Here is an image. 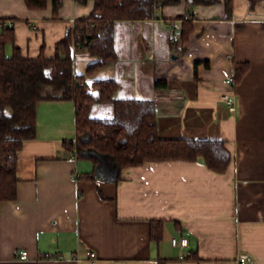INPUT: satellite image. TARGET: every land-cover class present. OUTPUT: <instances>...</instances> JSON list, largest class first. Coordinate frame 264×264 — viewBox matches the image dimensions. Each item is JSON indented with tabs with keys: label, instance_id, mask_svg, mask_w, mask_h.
I'll list each match as a JSON object with an SVG mask.
<instances>
[{
	"label": "crops",
	"instance_id": "crops-1",
	"mask_svg": "<svg viewBox=\"0 0 264 264\" xmlns=\"http://www.w3.org/2000/svg\"><path fill=\"white\" fill-rule=\"evenodd\" d=\"M93 8L94 0H62L54 14L51 0L41 9L0 0V18L13 23L23 56L43 50L51 57L68 27ZM194 12L186 42L184 3L116 22L118 59L98 76L118 82L117 97L155 99L161 137L222 139L232 154L228 169L214 171L199 157L146 161L118 174L111 159L97 165L63 144L76 139L73 100H40L36 137L18 153L17 196L0 201V264H240L243 252L250 264H264V8L234 0L228 16L218 0ZM87 55L77 54L78 72L92 60ZM235 62L249 69L230 111L221 96ZM156 79L166 86L155 87ZM154 219L164 224L157 242ZM23 249L27 258L19 257Z\"/></svg>",
	"mask_w": 264,
	"mask_h": 264
},
{
	"label": "trees",
	"instance_id": "trees-1",
	"mask_svg": "<svg viewBox=\"0 0 264 264\" xmlns=\"http://www.w3.org/2000/svg\"><path fill=\"white\" fill-rule=\"evenodd\" d=\"M85 2L86 0H79ZM218 0H94L89 16L75 20L66 35L56 44L55 54L47 57L43 50L37 57H25L15 45L12 26L0 18V201L17 196L18 153L25 140L36 137L37 102L40 100H73L76 111V139L63 144L78 156H87L101 164L111 159L118 174L123 167L146 161L196 160L225 172L232 154L222 139L179 136L164 138L158 132V104L151 98L117 97L118 82L98 76L99 71L118 59L114 27L118 21L147 20L156 16L158 7L184 3L180 40L186 42L193 31L194 7ZM29 8H45L49 0H25ZM226 15H231L234 0H224ZM253 10L264 0H248ZM54 14L62 0H51ZM92 23L94 25L92 26ZM91 31V32H90ZM78 52L95 57L82 72L76 69ZM8 47H11L8 53ZM249 69L248 62L234 63L235 84ZM166 82L156 79L155 87ZM97 102H112L111 116H93ZM164 224L151 220V238L160 241Z\"/></svg>",
	"mask_w": 264,
	"mask_h": 264
},
{
	"label": "built area",
	"instance_id": "built-area-1",
	"mask_svg": "<svg viewBox=\"0 0 264 264\" xmlns=\"http://www.w3.org/2000/svg\"><path fill=\"white\" fill-rule=\"evenodd\" d=\"M10 26L13 25L12 22L9 23ZM94 25V23H92V26ZM91 32V31H90ZM79 44L78 43H74L73 44V52L76 53L78 52L79 49ZM226 81L228 82L229 86H230V91H226L222 94V99L225 101V103L227 104L228 108L230 111H235L236 110V106H237V100H236V95L234 93V88L236 86L235 84V80H234V73H231L227 76ZM172 243L174 245L178 244V240L176 238L172 239ZM180 244L185 245L187 244V239L186 238H182L180 240ZM87 255L90 258H95L96 257V252L94 250H88L87 251ZM19 257L20 258H27L28 257V251L26 249L20 250L19 251ZM236 260L238 263L240 264H250L252 261V257L250 256V254L243 252L240 253L237 257Z\"/></svg>",
	"mask_w": 264,
	"mask_h": 264
},
{
	"label": "rangeland",
	"instance_id": "rangeland-1",
	"mask_svg": "<svg viewBox=\"0 0 264 264\" xmlns=\"http://www.w3.org/2000/svg\"><path fill=\"white\" fill-rule=\"evenodd\" d=\"M8 53H10V47H8ZM87 53V52H86ZM89 56V55H87ZM90 58L94 59L95 57ZM91 114L93 116H111L113 114L112 102H97L93 105Z\"/></svg>",
	"mask_w": 264,
	"mask_h": 264
}]
</instances>
